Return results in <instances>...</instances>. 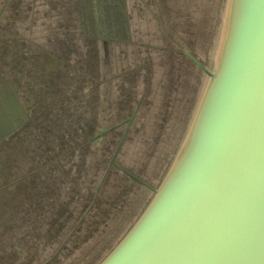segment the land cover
I'll use <instances>...</instances> for the list:
<instances>
[{"label":"rangeland","instance_id":"obj_1","mask_svg":"<svg viewBox=\"0 0 264 264\" xmlns=\"http://www.w3.org/2000/svg\"><path fill=\"white\" fill-rule=\"evenodd\" d=\"M72 2L20 0V9L15 12L17 0H11L13 11L1 26L0 81L11 83L23 104L33 100V106L37 105L33 112L41 107L40 103L51 107L46 120L34 119L27 132L13 138L21 151L20 158H26V141L34 148L39 143L61 145L64 161L47 170L58 169L60 181L76 171L77 189L69 192L60 187L66 200L55 210L52 192L38 196L33 191L24 196L22 208L30 200H37L38 208L35 206L33 212L37 221L49 218L53 211L61 224L55 232L60 244L53 245L43 235L50 231L46 227L33 230L40 236L38 243L31 242L28 238L33 236L28 231L33 228L32 222L22 220L17 224L2 217L1 246L12 248L15 255L5 253L0 246V264H19L4 260L25 261L29 254L28 264L100 261L152 196L110 163L122 126L132 117L131 130L116 161L158 186L187 129L186 108L199 83L198 70L183 48H189L204 62L212 56L220 0H127L131 41L108 43L106 48L95 47L98 42L94 38L85 39L77 26ZM135 104L136 115L130 116ZM73 113L85 115L79 128L70 124ZM120 122L124 124L114 125ZM107 128V133L95 138L100 140L79 146L84 142L78 139L96 136ZM53 130L60 134L44 141L42 138ZM12 141L0 148V156ZM46 152L42 144L38 155L41 161ZM12 204L11 199L6 202L0 198V211L14 215L22 212L16 203Z\"/></svg>","mask_w":264,"mask_h":264},{"label":"water","instance_id":"obj_2","mask_svg":"<svg viewBox=\"0 0 264 264\" xmlns=\"http://www.w3.org/2000/svg\"><path fill=\"white\" fill-rule=\"evenodd\" d=\"M10 1L0 0L1 24ZM111 1L123 6L130 35L127 0H91L90 20L73 0L81 29L91 30L95 19L101 35ZM217 17L209 62L183 48L199 83L159 185L118 164L120 146L111 159L152 196L96 264H264V0H220ZM95 40L103 48L114 43Z\"/></svg>","mask_w":264,"mask_h":264},{"label":"flooded vegetation","instance_id":"obj_3","mask_svg":"<svg viewBox=\"0 0 264 264\" xmlns=\"http://www.w3.org/2000/svg\"><path fill=\"white\" fill-rule=\"evenodd\" d=\"M120 18L123 21H126V16L124 13H122ZM119 35L124 37V36H128L129 34L125 30V28H123L122 30H120ZM2 82L3 81H0V148L1 149H3L2 147L4 146L6 142H8L9 140L12 141L13 138L17 136V134L22 135L25 132H27L28 130H25V129H27L29 124H32L34 119H38L41 117L43 120H46V117L50 115V108H51V107L50 108L46 107V104L40 103L41 107L36 112H33V109L36 108L37 105L33 106L32 103L26 104L24 102V104L28 105L27 107L17 97V95L15 94L12 88L11 83L9 82L2 83ZM32 101L33 100H31V102ZM29 107H31V109ZM137 109H138V104H135V108L130 113V116L136 115ZM123 120H121V122ZM133 121L134 120H132L130 124L129 123L124 124L121 122L114 124V125L118 124L117 127H119L121 124H124L122 126L123 131H122L121 137L118 141V145L114 153L116 152L118 146H120L118 152L123 146L125 138L128 132L131 130V125ZM106 130H108V128L105 129L104 131ZM104 131L98 132L96 136L95 135L90 136L89 134L86 136L84 140L78 139V141L84 142L83 144H80L79 146L91 145V143L97 141L98 139L100 140V138L98 139H95V138L103 135L102 132ZM75 134L79 135L77 132ZM103 138L104 137H101V139ZM14 142L16 141L13 140L8 149L4 148V152L2 155L3 157L0 156V198L4 199L6 202H10V199H11L12 203H14L12 205L14 206H15V203L16 204L18 203L17 200L20 199V202L17 204V209H21L22 212L14 215L11 212L5 213L3 211H0V222H1V218L3 217L5 219L6 216L7 218H9V222L11 223L20 224L22 220L29 221L30 223L32 222V225L31 224L29 225H31L33 228L30 229L28 233L32 234L33 237H29L28 240L31 242L36 241L35 243L39 242L38 240H39L40 234L32 233L33 230H39L38 229L39 227H46V229L50 231L44 233L43 235H46L47 239H49V241H51L53 245L60 244L61 242V240H59L60 237L59 235H56L55 232L59 230L61 224L59 225V222L58 220H56V216L53 214V211L50 210L51 216L49 218H45L42 221H37L36 219L37 214L36 213L33 214V212H36L35 209L38 208V205L36 204L37 200L35 199L30 200L31 203L30 204L26 203L24 206V208H27V207L28 208L24 209L22 208V206L25 203L24 196L26 195L29 196V194H32L33 191L38 196H42L44 194L52 192L54 194V201L52 202V209L55 210L56 207L60 206L61 201L66 200L65 199L66 197L64 196L66 194L59 192L60 187L62 189L68 190L69 192H72L75 189H77L76 171H75V174H71L70 176H62V180L60 181L61 179L60 174L57 173L58 169H54V167H52V169L50 168L47 170L48 166H53V165L60 166V162L64 161L61 155L62 153L61 145L51 146L47 143H39L37 147L34 148V145H30L26 141L23 145L25 146L26 151H27L26 158H23V157L20 158L21 151L18 148L17 144H15ZM42 144H43V150L47 151L46 156L43 157L44 161H41V159L38 157V155L41 153ZM118 152L116 154V157L118 155ZM113 155H112V158H113ZM116 157H115V161H116ZM111 159H110V163H111ZM66 161H70V160L67 159ZM111 165H114V164L111 163ZM69 167L71 170V166ZM115 167L118 168L117 166ZM43 168H45L46 170H43ZM124 168L128 170L129 172L133 173L134 175L142 178L139 174L131 171L130 169L126 167ZM124 174L130 177L133 181L138 182V180H136L132 175L128 174L127 172H124ZM62 181L64 182L61 183ZM2 193H4L5 197H2ZM9 195L11 196L10 199L8 198ZM42 202L43 200H39V203H42ZM49 202L50 201H46V203H49ZM85 205L86 204L84 203V209H86ZM73 206L76 208L74 200H73ZM7 210H9V207H7ZM12 217H15V219H12ZM51 232H53L52 236H51ZM0 233H1V230H0ZM58 240L59 242H57ZM0 246H1V243H0ZM1 249L5 253L10 252L11 254L15 255L14 253L15 250H13L12 248L2 247ZM3 258H5V256ZM4 261L9 262V263L14 262V263H19V264H28L31 261V258L29 254V257L25 261H20L16 259L10 260V261L8 260H4Z\"/></svg>","mask_w":264,"mask_h":264},{"label":"trees","instance_id":"obj_4","mask_svg":"<svg viewBox=\"0 0 264 264\" xmlns=\"http://www.w3.org/2000/svg\"><path fill=\"white\" fill-rule=\"evenodd\" d=\"M112 3H108L106 5V16H107V21H108V24L107 25V28L105 31H103V33L101 35H98L97 32H96V25H95V19L93 20V24L91 25V30L89 29L87 31V25L83 27V29H81V21H79V28H80V31H85V32H82L83 35L85 36V39L87 41H90V38H95V39H108L110 42H120L122 43L123 42V38H128V36H124L122 38V36L119 35L120 33V30H122L123 28H125V30L128 32V25H129V18H126V21H121V18L120 16L122 15V13L125 14L126 16V13L124 11H122V5L118 6L114 1H111ZM76 6L77 7H80L81 8V11L84 9H86V18H92L95 16V12L91 11V0H77L76 2ZM3 11L0 12V16L2 14ZM82 15H83V12H82ZM127 17V16H126ZM83 19V17H82ZM99 24V23H98ZM4 24L0 23V30H1V26H3ZM115 26V27H114ZM121 26H122V29H121ZM2 34H0L1 36ZM105 36V37H103ZM103 37V38H102ZM95 47H99V44L96 43L94 44ZM93 46V47H94ZM2 48V47H1ZM91 76H92V73H89ZM32 103V102H31ZM33 104V103H32ZM74 114V117L72 118L71 120V125L72 124H75L77 126V128H79L78 126H81L83 125V118H85V115H83L82 113H73ZM58 135L60 134L59 131L55 132L54 130L48 134V135H45V138H43L44 141H49L52 139V137H54L55 135Z\"/></svg>","mask_w":264,"mask_h":264}]
</instances>
